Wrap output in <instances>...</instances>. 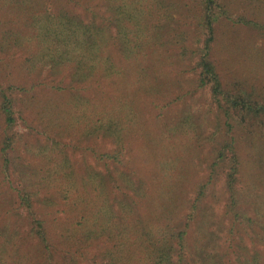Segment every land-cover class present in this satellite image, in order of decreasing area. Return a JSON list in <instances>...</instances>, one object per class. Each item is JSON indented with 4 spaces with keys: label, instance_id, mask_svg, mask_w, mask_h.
<instances>
[{
    "label": "rangeland",
    "instance_id": "rangeland-1",
    "mask_svg": "<svg viewBox=\"0 0 264 264\" xmlns=\"http://www.w3.org/2000/svg\"><path fill=\"white\" fill-rule=\"evenodd\" d=\"M220 1L225 13L215 24L211 57L226 86L264 101V29L238 21L264 25V0ZM119 3L0 0V96L13 98L15 118L12 186L0 172V234L21 229L23 250H38L14 194L16 185L26 184L33 206L50 212L55 237L63 232L59 222L78 229L81 256L71 260V248L65 255L70 264H105L102 249L113 226L140 228L151 218L174 231L187 229L188 264H238L242 253L261 248L264 217L253 226V238L229 231L224 181L230 153L226 148L224 160L217 155L234 135L239 185L255 202L246 200L240 211H263L264 118L237 123L229 133L208 88L198 87L193 69L204 38L198 1L164 0L167 15L149 30L143 27L154 32L149 46L140 47L144 54L120 52L109 75L80 69L72 31L96 18L118 36ZM3 127L0 113V144ZM75 194L82 198L79 209L70 200ZM198 242H205L201 250L193 246Z\"/></svg>",
    "mask_w": 264,
    "mask_h": 264
},
{
    "label": "trees",
    "instance_id": "trees-1",
    "mask_svg": "<svg viewBox=\"0 0 264 264\" xmlns=\"http://www.w3.org/2000/svg\"><path fill=\"white\" fill-rule=\"evenodd\" d=\"M164 0H120L117 4L120 12L123 14L117 19L122 28L118 36L112 35L104 29V25L96 21L95 14L92 15L93 24L84 26V30L75 29L72 31L74 39L77 41L79 51V60L77 64L80 69L86 66L94 71L100 68L106 75L110 74L108 70L113 66L114 57L122 52L130 56L131 53H142L141 48L144 45L149 46V42L154 39V32H143V27L148 30L157 25L161 19L167 15L170 4L164 3ZM190 2V0H181ZM200 13V24L204 29V38L202 44L197 48L198 59L194 65V71L197 74L199 88H208L209 98L215 105L219 115L225 120L227 131L230 133L240 122H256L257 119L264 118V101L252 97L246 91H240L228 87L223 83L220 73L211 57L212 45L215 40V24L219 21L222 14L225 13L224 4L220 0H197ZM197 1L192 0V3ZM126 5V6H125ZM93 7V12L95 8ZM125 7V8H124ZM128 8V11L126 10ZM242 24H252L255 28L264 29V25L256 21L238 20ZM78 25V24H77ZM83 48L88 52L85 54ZM139 49V50H138ZM86 63V64H85ZM85 64V65H84ZM94 65V66H92ZM0 113L4 119L2 131L3 140L0 144V172L3 174V180L6 184L12 186L13 165L10 150L13 148L12 127L15 123L14 118V100L6 92L0 96ZM237 141L234 135H230L224 143L221 150L218 151L217 159L224 160V151L227 148L230 155L226 156L227 171L225 173L224 187L228 194L225 204L228 218L230 221V232L241 233L246 238L255 237L253 226L262 223L264 210H255L252 215L245 211H240L241 206L245 205L246 200L250 201V206L254 205L252 193L244 190L239 185V173L241 170V160L236 148ZM116 160L119 156H106ZM89 181V179H87ZM87 181V182H88ZM72 181L67 183L69 187ZM122 182V181H121ZM15 186V185H14ZM66 186V187H67ZM66 191V188H63ZM14 194L17 197L18 205L26 211L23 221L27 225V234L31 239L37 242L38 250H23L26 241L20 237V230L5 229L0 234V264H70L65 261L66 254L69 250L74 249L75 256L71 260L76 261L80 258V249L82 246L77 244L78 229L72 222H59L63 227L58 237L52 234V223L49 222L50 212H42L35 208L32 203L31 191L27 185H16ZM203 194L200 191L192 203V210L196 209V202ZM68 195V194H67ZM69 199L68 197L65 198ZM75 206L79 209V202L82 204V198L75 195L70 198ZM252 208V207H251ZM253 209V208H252ZM82 213V208L80 209ZM84 218V214L80 216ZM192 217V213L188 214ZM157 221V219H155ZM24 223V222H23ZM116 228L115 232L108 240V244L102 249L104 256L108 257L105 264H188L186 253L192 249L187 240V229L174 231L171 226L164 221L154 222L148 219L144 227L129 223H122ZM188 226V222H186ZM186 226V227H187ZM18 229V228H17ZM112 230V228H109ZM243 232V233H242ZM261 248H254V252L242 253L238 264H264V237ZM27 239V238H26ZM28 240V239H27ZM230 245L235 247L234 237L229 238ZM205 242L193 244L196 250H201ZM202 264H208L203 260Z\"/></svg>",
    "mask_w": 264,
    "mask_h": 264
}]
</instances>
